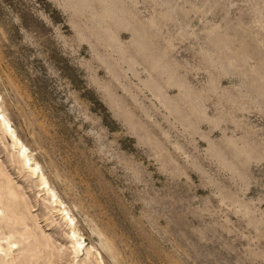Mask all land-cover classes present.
Instances as JSON below:
<instances>
[{
    "label": "rangeland",
    "instance_id": "rangeland-1",
    "mask_svg": "<svg viewBox=\"0 0 264 264\" xmlns=\"http://www.w3.org/2000/svg\"><path fill=\"white\" fill-rule=\"evenodd\" d=\"M0 105V264H264V0H0Z\"/></svg>",
    "mask_w": 264,
    "mask_h": 264
},
{
    "label": "bare ground",
    "instance_id": "bare-ground-1",
    "mask_svg": "<svg viewBox=\"0 0 264 264\" xmlns=\"http://www.w3.org/2000/svg\"><path fill=\"white\" fill-rule=\"evenodd\" d=\"M0 123H1V125L4 126L6 131L10 130V134L14 140L13 144L16 145V146L14 145L15 148L17 147V149H19V155L23 157L25 165L31 170V173L34 174V176H36L37 178L40 177L42 179L43 188L46 190L47 194L51 196L52 203H54V206H59L60 208L59 207L58 208H59L60 213L64 214V212L67 208L61 207L63 202L59 199L58 194L56 193L55 189L51 187L50 182H49L48 178L45 176V174L43 173L42 168L39 165V163L36 162L35 159L32 157V155L30 154L29 148L21 141V139L15 133L14 129L11 127V123H10L8 117L5 115L4 111L2 110L1 105H0ZM14 196H16V195H14ZM4 198L1 200H4ZM7 198H9V200L8 199L6 200L7 201L6 203L9 205L8 210L11 212V214H14L15 216H17V218H19L20 212H18L19 210H18L17 205H16L17 200L15 199L16 201L15 200L10 201V196L9 197L7 196ZM8 210H7V212H8ZM68 211L66 212V214L68 213ZM66 214H65V216H66ZM65 219L70 220L71 217L70 216L65 217ZM71 220H73V219H71ZM22 222H23V220H22ZM70 236L73 239V242H72L73 246L72 247L74 248V251L76 253H81L84 249L87 250V252H89V248L85 244L86 240L74 228H73L72 234ZM37 240H39V239H37ZM0 248L3 249L1 245H0Z\"/></svg>",
    "mask_w": 264,
    "mask_h": 264
}]
</instances>
